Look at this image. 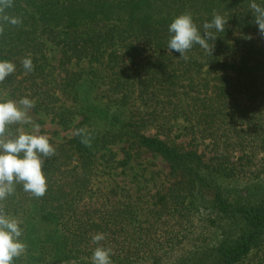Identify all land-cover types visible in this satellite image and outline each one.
Instances as JSON below:
<instances>
[{
    "label": "trees",
    "instance_id": "obj_1",
    "mask_svg": "<svg viewBox=\"0 0 264 264\" xmlns=\"http://www.w3.org/2000/svg\"><path fill=\"white\" fill-rule=\"evenodd\" d=\"M253 2L264 7V0H12L6 14L22 23L0 19V61L15 65L0 85L11 97L34 100V108L51 112L65 129H84L91 137L87 147L76 132L61 142L46 136L55 148L53 157L43 158L46 194L36 198L16 184L0 201L27 245L12 264H51L96 247L134 264L117 255L125 244L117 247L111 235L112 215L81 203L94 176L110 164L100 163L103 158L128 163L113 152L118 143L128 158L145 151L168 163L166 180L156 185L161 213L210 222L209 242L185 262L264 264V37ZM214 12L228 21L222 32L209 30L216 36L208 41L212 54L195 43L187 61L169 52L175 18L190 13L203 36ZM24 58H31L34 71L26 72ZM84 60L87 68L72 66ZM99 80L107 85L106 101L100 92L91 95ZM176 120L194 137L211 138L210 153L195 138L183 143L143 130L154 126L170 135ZM20 132L16 123L5 135L15 139ZM234 180L246 183L230 185ZM97 233L106 241L93 244Z\"/></svg>",
    "mask_w": 264,
    "mask_h": 264
},
{
    "label": "rangeland",
    "instance_id": "obj_2",
    "mask_svg": "<svg viewBox=\"0 0 264 264\" xmlns=\"http://www.w3.org/2000/svg\"><path fill=\"white\" fill-rule=\"evenodd\" d=\"M51 54L54 58L53 62L57 63L59 49L54 47ZM72 66L79 71L84 67L87 68V62L85 60L74 62ZM95 85L92 96L100 92L103 101L110 99L104 82L99 80ZM0 97L12 99L20 107V99L11 97L10 92L1 85ZM27 114L40 127L37 132L32 124L19 123L21 131L25 134L50 136L56 142H61L71 138L76 132V129L62 127L58 119L46 110L33 107ZM173 124L174 129L170 135L163 129L158 132V128L154 126H147L143 130L148 134H158L162 138L176 139L183 143H189L195 138L194 142L199 143L198 147L201 151L208 153L211 150L213 146L211 138L203 140L200 133L194 137V133L186 128V123L182 120H176ZM123 146L122 143H118L113 146V152L119 153L117 159H127L128 163L119 165L116 160H110L109 157L103 158L100 163L110 162V164L108 167L103 166L105 172L99 170L94 176L92 186L81 199V203L92 205L97 209V215L108 213H110L109 217L112 215L110 220L116 222V226L114 225L115 232L111 235L113 237L115 235L114 239L118 241L117 247L119 244H125V249L124 246L117 248L119 257L125 256L135 261L134 264H158L159 262H153L157 259L161 264H188L184 260L189 259L193 252L200 253L202 245L209 242L211 234L205 225H209L210 222H204L193 215L190 219L184 220L181 217L172 218L161 213L158 206L154 205L156 185L166 180L169 171L168 163L160 155L145 151L137 153L133 158H128ZM111 165L119 166L111 173ZM258 181L259 179L254 180V182ZM245 183L234 180L230 185L242 187ZM93 252L89 250L74 252L70 258L62 257L51 264H92ZM111 261L112 264H123L117 260L111 259Z\"/></svg>",
    "mask_w": 264,
    "mask_h": 264
},
{
    "label": "clouds",
    "instance_id": "obj_3",
    "mask_svg": "<svg viewBox=\"0 0 264 264\" xmlns=\"http://www.w3.org/2000/svg\"><path fill=\"white\" fill-rule=\"evenodd\" d=\"M12 7V0H0V19L12 25H19L22 21L6 14V9ZM251 9L255 12V24L259 27L261 37H264V7L255 2L251 3ZM212 22L203 24V36L198 32L191 14L185 13L175 18L169 26L171 36L167 49L180 54L185 61L189 59L186 53L192 49L193 44H198L205 52L213 53L214 44L210 46L208 41H215L216 36L210 29L218 32L225 30L226 19L213 13ZM0 27V33H3ZM26 72L34 71L31 58L21 61ZM15 71V65L9 61H0V83ZM20 107L16 102L8 100L0 102V201L5 200L15 192V185L22 184L23 190L33 197L42 198L47 192V181L42 171L44 159L55 155V148L49 143V139L43 135L25 134L22 131L15 138L6 137L7 126L20 123L32 124L38 132L40 125L32 121L28 116V110L35 106V101L27 97L19 100ZM77 135L81 136V143L91 146V137L84 129H78ZM21 154H23L21 156ZM0 205V264H12L14 258H19L25 253L27 245L19 240L22 229L16 219L10 218L2 211ZM105 239V234L97 233L92 236V243L99 244ZM114 255L111 248L96 247L91 257L92 264H112L110 256Z\"/></svg>",
    "mask_w": 264,
    "mask_h": 264
}]
</instances>
